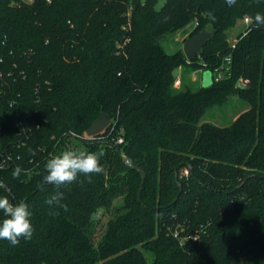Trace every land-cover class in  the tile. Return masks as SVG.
<instances>
[{
    "label": "trees",
    "instance_id": "16d2710c",
    "mask_svg": "<svg viewBox=\"0 0 264 264\" xmlns=\"http://www.w3.org/2000/svg\"><path fill=\"white\" fill-rule=\"evenodd\" d=\"M158 1L0 0V196L24 200L34 228L0 239V264H264V0ZM190 24L188 37L212 39L194 59L168 52L164 38ZM179 67L182 82L197 70L214 82L177 86ZM236 95L249 106L231 124L202 121ZM102 113L109 127L88 136ZM66 149L103 152V173L44 184ZM57 191L66 209L45 203ZM119 196L98 234L94 215Z\"/></svg>",
    "mask_w": 264,
    "mask_h": 264
},
{
    "label": "clouds",
    "instance_id": "9594fccd",
    "mask_svg": "<svg viewBox=\"0 0 264 264\" xmlns=\"http://www.w3.org/2000/svg\"><path fill=\"white\" fill-rule=\"evenodd\" d=\"M237 0H226L231 7L236 4ZM206 17L215 21L216 17L212 12L205 13ZM254 23L257 27L264 26V15L257 13L254 17ZM103 152H86L81 149H66L59 154L52 156L45 164L46 175L43 177L44 184L60 185L70 184L77 180L78 175L83 174L89 180L93 174H102L104 168L100 164ZM23 169L17 166L13 172V178H19ZM43 190V186L41 187ZM64 194L57 191L49 196L45 203L49 206L58 205L65 208V204H61ZM0 213L3 219L0 220V239L7 240L11 245L15 246L20 243L21 238L30 240L32 238L34 228L31 223L32 212L29 205L20 200L17 203L10 202L7 196H0ZM56 213H53L55 215Z\"/></svg>",
    "mask_w": 264,
    "mask_h": 264
},
{
    "label": "rangeland",
    "instance_id": "374dc122",
    "mask_svg": "<svg viewBox=\"0 0 264 264\" xmlns=\"http://www.w3.org/2000/svg\"><path fill=\"white\" fill-rule=\"evenodd\" d=\"M167 3V0H159L157 3V8L162 9ZM247 21L242 20L238 25L230 30V41L234 42L237 39V36L241 30H244V28L247 26ZM193 28V24H190L186 26L184 29L179 30L173 34H169L166 38L163 40V44L166 48V50L170 53H173L179 49L184 51V44L185 40L188 37L189 31ZM185 53V52H184ZM184 71L181 67L177 68L175 70V74L178 77L176 85L181 86L183 83L192 84L195 87H199L202 85V70H197L192 73V75H187V78L185 82H182L181 76L183 75ZM223 74V73H222ZM220 73L218 76H222ZM248 103L239 96H232L229 101L222 105L214 106L212 109H210L204 116L203 122H212L214 124L223 126V125H229L233 122V120L246 108H248ZM80 145H83L79 142ZM188 171L185 169L184 173H187ZM124 197L119 196L114 199V205L112 206L110 211H102L97 212L94 217L97 220L98 224V234L102 232L105 229L106 222L111 218V216L115 213V210L121 205L123 202ZM171 231L170 233H174L175 226L171 224ZM169 236V234L167 235ZM168 241V240H167ZM146 255L148 257H152L154 255L151 250L145 249Z\"/></svg>",
    "mask_w": 264,
    "mask_h": 264
},
{
    "label": "water",
    "instance_id": "95a60500",
    "mask_svg": "<svg viewBox=\"0 0 264 264\" xmlns=\"http://www.w3.org/2000/svg\"><path fill=\"white\" fill-rule=\"evenodd\" d=\"M213 31L209 30L208 28H204L200 32L194 34L193 36H189L185 40L184 44V52L188 59H194L203 49L204 46L208 44V42L213 37ZM214 82L213 73L211 70H205L203 71L202 75V86L208 87L212 85ZM238 86L241 88H246L247 85L239 82ZM111 122V118L107 113H102L99 115V117L93 122L91 127L87 130L88 136H95L103 131H105ZM125 161L127 163H130L128 158H125ZM140 168V167H139ZM143 172V177H146V171L142 168H140ZM5 188L10 190V188L7 185H4Z\"/></svg>",
    "mask_w": 264,
    "mask_h": 264
},
{
    "label": "built area",
    "instance_id": "2783aa9c",
    "mask_svg": "<svg viewBox=\"0 0 264 264\" xmlns=\"http://www.w3.org/2000/svg\"><path fill=\"white\" fill-rule=\"evenodd\" d=\"M48 1L51 2V0H48ZM245 20L247 21V23L250 22L249 17H246ZM235 41H236V40H235ZM226 61H227V62H230V61H231V56L226 57ZM220 73H221V72H220ZM220 73H219V74H220ZM221 74H222V73H221ZM220 77H221V76H218L217 79L220 78ZM38 91H39V88L37 87V89H36V93H38ZM2 134H3V125L0 123V138L2 137ZM118 141H119V142H122L123 139H122V138H119ZM0 158H2V160L0 161V170H3V169H5V168L8 166V161H9L10 158H9L8 156H4V155H2V152H0ZM0 184L4 185L3 182H0ZM174 234H175L176 236H178V235L180 234V226H179V225L175 226ZM191 238H197V235H196V234H192V235H191ZM184 239H185L184 237L181 238V243H183V240H184Z\"/></svg>",
    "mask_w": 264,
    "mask_h": 264
}]
</instances>
